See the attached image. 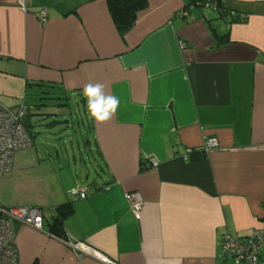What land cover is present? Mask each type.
Segmentation results:
<instances>
[{
    "label": "crops",
    "instance_id": "0c3cea01",
    "mask_svg": "<svg viewBox=\"0 0 264 264\" xmlns=\"http://www.w3.org/2000/svg\"><path fill=\"white\" fill-rule=\"evenodd\" d=\"M194 1L205 0H148L122 34L107 0H0V92H25L37 126L61 113L46 125L49 139L82 158L64 180L54 177L58 160L49 167L43 232L13 225L19 264H106L87 250L116 264H232L223 239L264 225V0L186 9ZM89 82L119 98L109 121L89 117ZM210 139L218 146L206 158L190 155ZM86 150L104 169L83 184ZM82 184L88 197H71ZM133 191L144 199L140 220ZM66 203L73 213L60 238L50 226Z\"/></svg>",
    "mask_w": 264,
    "mask_h": 264
},
{
    "label": "built area",
    "instance_id": "2783aa9c",
    "mask_svg": "<svg viewBox=\"0 0 264 264\" xmlns=\"http://www.w3.org/2000/svg\"><path fill=\"white\" fill-rule=\"evenodd\" d=\"M210 5L215 4L210 3ZM40 20L42 23L45 22V12L40 15ZM32 110L33 108L25 103L19 105L16 111L12 108L8 109L0 103V183L4 174L12 169L15 154L32 147V135L23 122ZM215 146H218L216 140L210 139L205 144V149L208 151ZM152 161V164L157 165L154 160ZM70 194L84 199L88 197L89 189L80 185L72 189ZM127 198L135 217L140 220L144 205L142 195L135 191L128 193ZM15 223L43 232L44 210L31 205L6 207L0 204V264H19L13 228ZM70 246L75 249L85 248L82 243H70ZM263 251L264 225L256 229L249 237L238 239L226 236L222 242V254L227 260L232 261V264H260ZM85 253L103 263L116 264L97 251L87 250Z\"/></svg>",
    "mask_w": 264,
    "mask_h": 264
},
{
    "label": "rangeland",
    "instance_id": "374dc122",
    "mask_svg": "<svg viewBox=\"0 0 264 264\" xmlns=\"http://www.w3.org/2000/svg\"><path fill=\"white\" fill-rule=\"evenodd\" d=\"M32 92L33 90L30 91L31 94ZM24 93L25 92L14 96L13 94L11 95L9 93L0 92V103H2V105L8 109L12 108L14 111H16L18 108L17 106L21 105L23 101L25 95ZM30 93L27 99L28 103L32 101ZM27 117L25 119L23 118V122L28 132L31 133L32 131L34 134L39 132L35 139L36 144L31 148L18 151L15 154L12 169L4 174L0 183V204L6 207L31 205L47 208L45 206L46 192L51 190V184H53L52 181L54 179L53 173L49 172V167L56 166V162L58 160L62 170H57L59 172H56L54 177L56 178L58 176L61 180H64L65 178L63 175L69 176L71 174V167L74 171L76 169L73 167L74 158H77L78 160L82 158L79 156L78 152L76 153V156H73L72 151H68L64 146H62L60 140H53L55 138L54 136L49 139L51 134L55 131H47L46 125L53 121H59V118L64 121L66 118H62L61 113H59V115L53 119L51 117L49 118L44 116L45 118H49L50 121L43 118V121L39 122L38 126L37 123H35V119L33 117L30 119ZM83 124L84 123H82L81 126L82 131ZM65 127H67L65 129H67V131H69L75 138L79 135V133L74 132L69 126ZM85 137L87 136L85 135ZM216 143L218 144L217 141ZM73 144H77V142H73ZM37 148L39 149V160L36 157ZM64 160H67L68 164H65ZM85 161L89 166L86 174H80V181L83 184H86L87 182H93L96 180L95 178L97 175L103 176L102 170L104 169V165L102 162H100L96 151L94 152L91 150H86ZM82 166H84V164H82ZM77 187L78 186L75 188ZM72 189L69 190V195L71 197L72 195L70 194V191ZM45 211L46 217H48L50 220L51 216L49 211L47 209Z\"/></svg>",
    "mask_w": 264,
    "mask_h": 264
},
{
    "label": "trees",
    "instance_id": "16d2710c",
    "mask_svg": "<svg viewBox=\"0 0 264 264\" xmlns=\"http://www.w3.org/2000/svg\"><path fill=\"white\" fill-rule=\"evenodd\" d=\"M107 1L110 7L109 9L112 14V18L122 34L128 32L130 29H132L135 26L138 20V15L140 14V12H142L145 9V7L148 4V0H107ZM210 3L215 4V5H210ZM192 5L196 7L199 5L198 7L200 8L210 5V7L220 10L221 8L219 7H221V0H205L202 2L194 1L186 9H189ZM227 11L228 10L221 11L220 12L221 17H224L225 14L228 13V15H231L232 23L240 21L239 16L234 15L233 12L231 11L230 12H227ZM38 85L42 86V84H38ZM46 93H47V90L43 91V94H46ZM46 107L47 106L45 104H42L41 106V108H46ZM30 114H32V112H30ZM32 115L34 116V114ZM206 151L207 150L205 148L193 149L192 151H190V155L197 154L198 157L196 158V160L200 158H206V153H207ZM263 208H264V202H263ZM57 212H58V215L57 217H55L54 222L50 226V232L54 236L63 238L65 234L64 228H63V222L69 215L73 213L72 203H66L64 205H61L60 207L57 208ZM263 222H264V218H263Z\"/></svg>",
    "mask_w": 264,
    "mask_h": 264
},
{
    "label": "clouds",
    "instance_id": "9594fccd",
    "mask_svg": "<svg viewBox=\"0 0 264 264\" xmlns=\"http://www.w3.org/2000/svg\"><path fill=\"white\" fill-rule=\"evenodd\" d=\"M82 95L89 117L97 123L109 121L120 105L119 98L108 94L106 86L100 82L84 84Z\"/></svg>",
    "mask_w": 264,
    "mask_h": 264
}]
</instances>
